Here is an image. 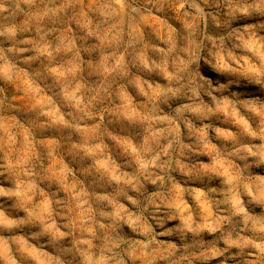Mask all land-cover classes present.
<instances>
[{
	"label": "clouds",
	"instance_id": "1",
	"mask_svg": "<svg viewBox=\"0 0 264 264\" xmlns=\"http://www.w3.org/2000/svg\"><path fill=\"white\" fill-rule=\"evenodd\" d=\"M0 264H264V0H0Z\"/></svg>",
	"mask_w": 264,
	"mask_h": 264
}]
</instances>
